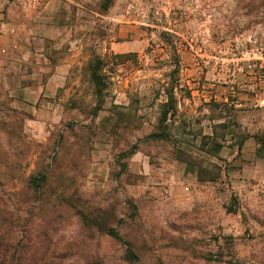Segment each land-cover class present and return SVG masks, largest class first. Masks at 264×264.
Returning <instances> with one entry per match:
<instances>
[{
	"label": "rangeland",
	"instance_id": "rangeland-1",
	"mask_svg": "<svg viewBox=\"0 0 264 264\" xmlns=\"http://www.w3.org/2000/svg\"><path fill=\"white\" fill-rule=\"evenodd\" d=\"M208 2L94 0L47 64L0 59V240L17 262L264 264V101L213 59L240 20L264 24V0ZM122 9L141 47L116 55Z\"/></svg>",
	"mask_w": 264,
	"mask_h": 264
},
{
	"label": "crops",
	"instance_id": "crops-1",
	"mask_svg": "<svg viewBox=\"0 0 264 264\" xmlns=\"http://www.w3.org/2000/svg\"><path fill=\"white\" fill-rule=\"evenodd\" d=\"M93 1L0 0V59L11 63L8 58L13 53L16 59L29 60L36 52L40 60L47 64L46 51L50 45L60 48L76 44L78 33L91 28V23L87 21L94 15L90 8ZM113 15L107 19L115 22L114 37L117 40L112 39L114 42L109 44V51L116 55L138 52L141 32L135 19L128 18L123 9ZM263 116L260 114L259 119L251 118L250 121L263 128Z\"/></svg>",
	"mask_w": 264,
	"mask_h": 264
},
{
	"label": "built area",
	"instance_id": "built-area-1",
	"mask_svg": "<svg viewBox=\"0 0 264 264\" xmlns=\"http://www.w3.org/2000/svg\"><path fill=\"white\" fill-rule=\"evenodd\" d=\"M208 1L209 5H213L216 0ZM174 2L176 6L201 11L205 0H174ZM237 30V33L230 34L222 45L220 43L217 48L215 47L213 59L221 71H224L225 63L231 66L233 68L231 75L243 80L244 91H255L264 101V24L253 25L243 19L238 22Z\"/></svg>",
	"mask_w": 264,
	"mask_h": 264
},
{
	"label": "trees",
	"instance_id": "trees-1",
	"mask_svg": "<svg viewBox=\"0 0 264 264\" xmlns=\"http://www.w3.org/2000/svg\"><path fill=\"white\" fill-rule=\"evenodd\" d=\"M123 56H118V58H122ZM104 66L103 63L99 62L98 65H93L92 66V79L93 82L97 88V95L101 96L103 93V89L101 87L102 85V79L99 75V71L102 69V67ZM172 98V97H171ZM173 100V98H172ZM172 110V111H171ZM175 109L174 107H170V109H167V111L164 113V119L163 122H167L169 114L172 113V115L175 114ZM154 138H161L160 136H155L153 135ZM163 138V137H162ZM258 143L262 146V148L264 147V139H258ZM262 150V149H261ZM260 150V151H261ZM38 179H31V185H37ZM104 232L107 236H109L111 239L118 241V242H122L121 237H119L118 233L116 231H114L113 229H107L108 227H103ZM10 245L9 242H5V241H1L0 240V264H21L20 261H16L15 260V256L10 254ZM131 256H133L131 254Z\"/></svg>",
	"mask_w": 264,
	"mask_h": 264
}]
</instances>
